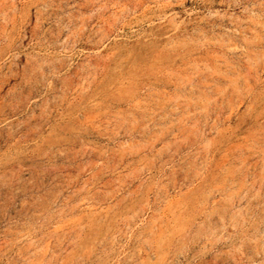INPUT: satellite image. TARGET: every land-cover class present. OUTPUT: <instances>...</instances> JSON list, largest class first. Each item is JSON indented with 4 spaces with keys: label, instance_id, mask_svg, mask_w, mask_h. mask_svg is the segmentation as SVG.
<instances>
[{
    "label": "rangeland",
    "instance_id": "obj_1",
    "mask_svg": "<svg viewBox=\"0 0 264 264\" xmlns=\"http://www.w3.org/2000/svg\"><path fill=\"white\" fill-rule=\"evenodd\" d=\"M126 2L55 0L60 30L38 23L35 0L0 5V264H264V44L233 53L234 75L215 77L217 90L232 86L208 123L192 118L191 96L158 85L155 114L133 111L117 136L97 109L127 119L125 93L161 60L130 27L113 28ZM209 9L228 3L172 0L167 11ZM220 23L201 28L222 34ZM40 50L52 64L38 72ZM221 55L211 47L192 63L215 68ZM241 225L250 239L237 252Z\"/></svg>",
    "mask_w": 264,
    "mask_h": 264
},
{
    "label": "clouds",
    "instance_id": "obj_2",
    "mask_svg": "<svg viewBox=\"0 0 264 264\" xmlns=\"http://www.w3.org/2000/svg\"><path fill=\"white\" fill-rule=\"evenodd\" d=\"M7 2L8 0H0V5ZM226 2L228 9L225 11L209 9L203 16L190 11L184 19H180L177 13L167 11L172 5V0H151L149 7L144 12L138 11L140 0H127L115 14L113 28L117 29L119 24L130 27L133 33H138V37L134 36V38L142 37L148 46H155L159 50L161 60L145 70L143 82L137 81L136 86L125 93L129 105L126 110L127 119L121 113L113 115L106 108H99L97 109L98 123L107 131L118 136L124 123L133 122V111L142 114L144 118L155 114L153 108L158 99L157 86L166 84L175 85L174 93H179L178 99L186 102L187 97L191 96L192 118L198 122L203 120L204 123H208L211 116L224 106L227 100L226 93H229L232 86L229 84L227 88L217 90L215 77L227 78L234 75L236 66L229 59L233 53L248 56L250 50L257 45L264 44V0H249L248 3H245V0H226ZM35 5H39L37 9L39 24L43 25L50 21L57 30L63 28L62 17L51 18L52 13L49 10L59 7L55 0H35ZM233 7L240 9L239 15L231 11ZM193 15H197L198 18L192 20ZM213 20L221 21L220 24L213 27L221 28L222 34H217L215 31L209 34L201 28V24L210 23ZM224 20H228L232 27L223 28ZM189 24L195 25L191 32L187 31ZM160 28L165 29L167 35L158 39L154 31L150 30ZM117 39H119L118 35ZM211 47H217L222 53L215 68L192 63L194 57L198 58L203 51H207ZM64 54L66 52L61 53V55ZM49 55L44 50L35 53L33 59L37 62L36 71H41L44 65L52 64V60L48 58ZM176 61H181L185 69H195V71L187 76L182 75L181 72L171 68V65H174ZM202 81H210V83L205 84ZM136 101L138 103H134ZM228 203L230 204L231 201L229 200ZM236 214L238 215V213ZM176 222V218L170 220L166 229H175ZM191 227V225H185L180 231L185 232ZM200 227L203 229L204 225L201 224ZM233 227L237 226L234 224ZM239 228L240 230L234 233V247L237 252L240 251V248L235 245H242L245 240L250 239L246 228L243 225ZM219 239L220 237L215 238V240Z\"/></svg>",
    "mask_w": 264,
    "mask_h": 264
}]
</instances>
